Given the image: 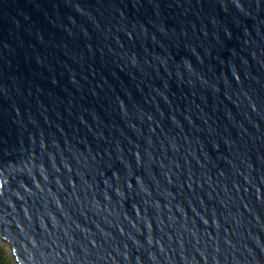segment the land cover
Instances as JSON below:
<instances>
[{
  "label": "water",
  "instance_id": "1",
  "mask_svg": "<svg viewBox=\"0 0 264 264\" xmlns=\"http://www.w3.org/2000/svg\"><path fill=\"white\" fill-rule=\"evenodd\" d=\"M0 238L264 264V0H0Z\"/></svg>",
  "mask_w": 264,
  "mask_h": 264
},
{
  "label": "rangeland",
  "instance_id": "2",
  "mask_svg": "<svg viewBox=\"0 0 264 264\" xmlns=\"http://www.w3.org/2000/svg\"><path fill=\"white\" fill-rule=\"evenodd\" d=\"M0 250H2V253L8 264H18L11 245L2 238H0Z\"/></svg>",
  "mask_w": 264,
  "mask_h": 264
},
{
  "label": "trees",
  "instance_id": "3",
  "mask_svg": "<svg viewBox=\"0 0 264 264\" xmlns=\"http://www.w3.org/2000/svg\"><path fill=\"white\" fill-rule=\"evenodd\" d=\"M0 264H8L2 253V250H0Z\"/></svg>",
  "mask_w": 264,
  "mask_h": 264
}]
</instances>
